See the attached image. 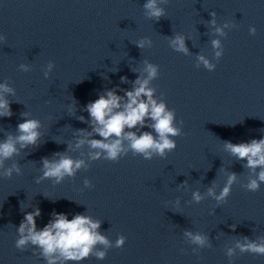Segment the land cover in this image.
I'll use <instances>...</instances> for the list:
<instances>
[{
  "label": "clouds",
  "instance_id": "clouds-1",
  "mask_svg": "<svg viewBox=\"0 0 264 264\" xmlns=\"http://www.w3.org/2000/svg\"><path fill=\"white\" fill-rule=\"evenodd\" d=\"M167 2L168 0H146L143 4L144 15L159 21L166 15L165 8L161 5ZM211 15L215 16V13ZM209 23L212 26L216 25L215 19ZM229 27L230 24L225 23L223 27H215V31L219 35H225L224 29ZM249 32L255 35L256 28L250 27ZM4 40L6 37L0 35V41ZM151 43L149 38L144 37L135 45L139 49H144L146 46L150 47ZM170 46L177 52L188 54L186 39L183 35L177 34L170 38ZM212 47L216 49L215 57H221L223 54L221 41L213 40ZM197 60L198 66L202 64L210 72L216 68V65L203 55H199ZM143 63V72L146 75L138 76L131 90H123V95H118L117 89L105 90L98 99L86 105L84 111L88 113V119L85 120L84 116H79L78 119L87 123L91 130L84 128L77 130L75 148L69 143L68 150L79 149L87 144L90 149L88 153L90 160L103 158L118 162L129 151L133 155L141 156L144 160H151L154 157L166 158L168 153L177 148L174 138L184 135V121L181 120L178 126L175 123L174 110H169L164 102H158L154 98L155 89L150 87V83L157 78L159 66L148 60ZM54 67L55 64L51 61L47 64V70L44 72L46 79ZM19 70L29 72L31 69L27 64H20ZM121 81L127 82V77H121ZM9 95L14 96L15 90L7 83H0V118H10L13 115L12 101L7 98ZM72 110L70 107L69 111ZM21 117L23 122L16 126V134L6 132L4 139H0V177L11 179L14 174L21 175L22 168L15 158L20 156L22 151L40 145L41 121L29 118L28 112L22 113ZM144 128H150L152 131H139ZM138 131L139 134H137ZM97 136L100 138H93ZM224 148L236 160L246 161L243 166L254 174L245 185H242V188L250 192L259 191L261 184H264V137L241 143L225 141ZM68 150L54 153V158L51 159L42 158L40 169L42 175L36 178V183L52 180L60 184L65 178L74 177L79 170L87 169V162L69 156ZM8 161L12 163L9 165ZM224 173L226 180L219 192L216 190L217 184L213 182L206 193H201L199 190L193 191L192 201L200 203L207 196L215 200L218 206L227 203L232 187L237 183L238 175L226 170ZM84 186L92 188L93 184L89 179H85ZM40 215L41 210L38 207L24 214L17 228L18 238L15 240V247L24 251L29 244L35 246L40 250V255L47 264H66L68 261L79 264L93 254L97 259L103 260L107 255L106 251L99 250L95 246L100 244L106 249L112 247L107 237L97 231L100 222L93 220L90 216L75 214L69 219L66 213L53 212V218L43 228L38 229L36 218ZM231 228L235 231L236 225H232ZM184 236L192 244L201 248L212 246L209 237L200 232L185 230ZM126 240L127 237L120 235L115 242V247L123 248ZM237 248L241 253L264 256V237L251 239L245 236L242 240L236 241L235 248L227 249L226 255L232 257ZM181 252L184 250L181 249Z\"/></svg>",
  "mask_w": 264,
  "mask_h": 264
}]
</instances>
